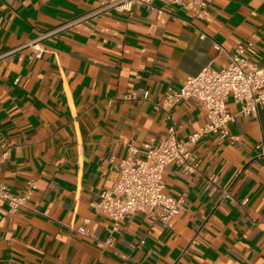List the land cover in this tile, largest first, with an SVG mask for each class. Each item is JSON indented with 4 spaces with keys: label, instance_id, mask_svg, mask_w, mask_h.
<instances>
[{
    "label": "crops",
    "instance_id": "obj_1",
    "mask_svg": "<svg viewBox=\"0 0 264 264\" xmlns=\"http://www.w3.org/2000/svg\"><path fill=\"white\" fill-rule=\"evenodd\" d=\"M100 1L0 0V55ZM202 1L204 19L154 2L44 40L41 59L29 48L0 59V181L14 196L33 181L37 209L10 213L0 201V264H264V110L229 123L232 142L193 145L197 171L166 167L165 193L185 199L171 228L136 213L113 231L92 206L130 149L142 157L171 120L182 140L205 122L195 100L163 109L166 92L226 66L240 44L264 64V0ZM226 110L239 106L229 99ZM209 175L228 198L204 191Z\"/></svg>",
    "mask_w": 264,
    "mask_h": 264
},
{
    "label": "built area",
    "instance_id": "obj_2",
    "mask_svg": "<svg viewBox=\"0 0 264 264\" xmlns=\"http://www.w3.org/2000/svg\"><path fill=\"white\" fill-rule=\"evenodd\" d=\"M154 2L177 7L194 19H204L207 14L206 3L202 0L100 1L84 14L44 32L15 50L0 55V59L24 48L32 50L28 55L29 61L41 59L44 53L41 42L44 40L56 38L81 24L91 25L102 15L130 14L135 7H151ZM251 46V43L240 44L236 53L228 57L226 66L217 68L208 64L196 76L188 77L180 88L165 93L163 109L180 101L195 100L205 113V122L182 140L178 138L176 123L171 120L164 137L158 141L152 140L142 157H135L131 149L128 151L126 158L117 165L114 187L100 192L99 200L92 205L96 212L110 218L113 231L118 230L126 218L136 213L145 215L152 224L171 228L172 220L185 210V199L182 196L173 198L165 193L163 176L166 167L175 165L182 172L197 171L198 164L191 150L193 145L206 136L232 142L234 137L229 133V123L238 115L255 117L259 110H264V64H254L245 58L246 50ZM144 97H147V94ZM229 99L239 106L236 114H230L226 110V102ZM7 152L8 150L0 155V165L6 159ZM35 189V183L29 181L24 191L14 196L0 181V201L6 202L10 213L27 209L35 214L37 209L28 206ZM204 191L209 195L219 192L222 198L229 197L228 191L220 187L218 178L214 175L206 178ZM78 231L85 233L83 229Z\"/></svg>",
    "mask_w": 264,
    "mask_h": 264
}]
</instances>
